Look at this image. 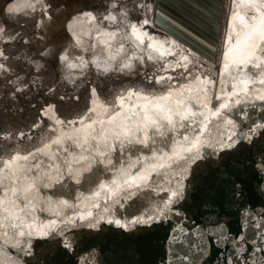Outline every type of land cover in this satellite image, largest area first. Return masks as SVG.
<instances>
[{
	"label": "water",
	"instance_id": "water-1",
	"mask_svg": "<svg viewBox=\"0 0 264 264\" xmlns=\"http://www.w3.org/2000/svg\"><path fill=\"white\" fill-rule=\"evenodd\" d=\"M223 2L0 0V64L4 65L0 69V161L29 157L18 161L17 168L0 169L4 202L0 219L10 215L11 223L24 221L25 225L56 221L47 234L33 231L15 238L6 224L0 230V264H264V227H256L264 225V84L259 83L264 79V63H239L246 25L255 22L257 11L245 7L249 0H231L223 41ZM233 10L239 13L235 20ZM199 12L211 16L204 13L211 25L201 21ZM84 13H92L95 20ZM131 25H142L141 32L155 40L144 37L140 44L131 36ZM164 41L175 44L161 47ZM150 42L174 55L165 52L160 57L148 49ZM65 53L68 59L62 61ZM150 55L155 58L149 59ZM184 55L191 61L187 71L183 66L173 70ZM161 76L172 79L158 83ZM196 76L212 83L199 84ZM245 83L246 95L241 91ZM233 84L237 95L221 117L206 112L210 135L205 134L200 158L185 162L173 157L171 168L151 172L146 185L122 190L117 196L109 194L114 188L110 182L123 183L121 169L133 175L140 168L151 171V164L161 162L155 157L168 153L173 140L185 134L183 127L172 130L166 121H159L164 135L149 127L154 139L147 145L121 143L111 136L107 146L90 140L77 147L67 136L59 145L51 143L80 128L81 117L107 121L115 115L112 102L128 91L148 98L133 95L126 100V106L136 105L137 111L139 105L172 93L171 106L183 101L179 106L185 110L190 103L195 118L202 120L198 113L206 111L203 105L208 103L215 111L221 103L216 97H227ZM57 119L65 123L56 124ZM222 119L231 120L233 126ZM187 134L192 135L191 127ZM45 144L50 145L49 153L58 156L56 160L37 152ZM100 185L107 187L100 189ZM172 190L182 196L174 198L168 211L164 201ZM65 201L67 205L61 203ZM148 216L153 217L148 223H133ZM181 229L186 235L177 243ZM22 230L28 232L27 227ZM219 232L227 239L220 240Z\"/></svg>",
	"mask_w": 264,
	"mask_h": 264
},
{
	"label": "snow or ice",
	"instance_id": "snow-or-ice-1",
	"mask_svg": "<svg viewBox=\"0 0 264 264\" xmlns=\"http://www.w3.org/2000/svg\"><path fill=\"white\" fill-rule=\"evenodd\" d=\"M235 2V0H234ZM147 8L148 6H144ZM248 9H256L257 16L253 17V20L255 21L251 26L246 25L248 27V31L245 33L244 38V45L245 49L242 53L243 58L239 60L240 64L245 63V61L254 62V60H260L261 63H264V0H249L248 4L245 5ZM9 12L11 11V8L8 9ZM85 17H88L90 20H95V17L92 15V13H84ZM239 15L238 11L233 10L232 17L233 20L237 18ZM76 19V18H74ZM103 19L105 20H115L114 16H105ZM145 24L149 23L148 20L144 21ZM131 36H134L136 40L139 41L140 44L144 43V37H148V33L141 32L142 25L138 27L137 25H131ZM69 30L71 31V24L69 25ZM3 29H0V32H2ZM115 35V34H110ZM149 41H154V37H148ZM165 43H171L175 44L173 41H164L161 42V47ZM239 41L237 42V47L239 46ZM148 49L153 50L154 52H158L160 57H163L165 55V52L169 55H174V53L171 52L170 49H165L161 51L160 48H156L152 42H150L147 45ZM122 50V45H121ZM233 49L229 48V53H231ZM3 53L0 52V56H2ZM229 54H225V60H228ZM154 56H149V59H154ZM60 59L62 61H67L68 56L67 53L62 54ZM180 61H183L184 63L181 65ZM237 61L233 60V63H236ZM191 63L189 60V57L187 55H184L180 58V60L176 61L173 70L175 67L183 66L185 71H187L188 64ZM255 66V65H254ZM70 67H76V65H70ZM124 67H131L130 64H125ZM165 68L168 67V64L164 65ZM4 65L0 64V69H3ZM228 69V64L225 63V71ZM167 79L171 80L172 77H159L157 79V82L159 83L160 80ZM194 79L199 83L203 85H209L212 83L210 79L205 77L203 80L199 76L194 77ZM251 82V79L248 80V83ZM260 84H264V79H261L259 81ZM236 84L232 85V91L229 93L227 97L223 96H217L216 99L220 100L221 103H219L218 107H216L215 111H212L209 108V104L205 103L203 105L205 112H199L198 115L200 117H203V119L195 118L197 117V113H193L191 111L192 105L189 103L185 110L180 109V104L183 103V101H176V106L173 107L171 97L172 93H169L166 96L159 97L155 101H149L147 104L139 105V111H137L136 105L126 106V100H130L133 95L137 97V99H144L147 100L148 98L146 96H142L139 91L136 93H133L132 91H128L127 95H120L115 98V100L112 102L113 105V111L115 112V115L111 116L107 121H96L91 120L90 116L81 117L79 120V123L81 125L80 128L73 129V132L71 134H62V137H58L54 140H52V144H61L63 136H67L69 139H73V142L76 144L77 147H82L83 144L89 143V141H102L104 142L105 146H107V139L111 136L115 139H118L123 143L124 140H127L128 143H137V144H144L147 145L150 141V139H154L153 137L149 136L148 128L149 127H155L157 129V132L160 135H164L163 131H160V124L159 121H166L167 127L174 130L178 126L183 127L185 129V134L182 135L180 139H174L172 142V145L170 146V151L168 153H162L160 156L155 157L156 160L161 161L160 163H153L150 165L151 171H148V169L140 168L137 169L136 173L130 174L129 169H121L120 175L124 177L123 183H120L118 179L112 180L110 183L114 185V188L109 189V194L112 196H117L122 190L125 189H132V188H139L142 184L146 185L148 181L151 179V172H157L158 169H166L171 168L172 163L175 161L173 160V157L176 158V160H183L187 162L188 160H195L197 158H200V149L202 147H205L204 137L205 134H209V124H211V121L208 119V115H206V112H210L212 117H221L222 110L230 107V101L232 99V96H236L237 92ZM241 91L246 95L249 92V88L247 87V83H245V86L241 89ZM93 95H95V90L93 89ZM264 98V97H261ZM239 103V100L236 101ZM199 103V101H198ZM119 110H116V109ZM93 109H89V112H92ZM107 111V109H105ZM142 114V115H141ZM178 118V119H177ZM91 120L90 123H85V120ZM182 121H189V124H182ZM222 123H226L229 125V127L233 126V122L231 120L222 119ZM56 124L63 125L65 122L57 119L55 121ZM68 124H74L75 121H69ZM99 123L101 126L98 130L95 125ZM194 126V127H192ZM35 127V126H34ZM191 127L192 135L189 136L187 133L189 131V128ZM138 133H142V135H138ZM20 136H24V133H20ZM229 141L233 139V135L229 134L227 137ZM96 145L94 144L93 147ZM50 145L45 144L43 148L37 149V152H46L50 155V159L56 160L58 156L53 153H49ZM64 151H67V148L63 149ZM87 151V149H84ZM59 149H57V152ZM184 153H189L191 155L185 157ZM30 156H35L36 153H30ZM167 157V160L164 158ZM28 156H13L10 158L8 162L0 161V169H14L18 167V161L20 160H28ZM79 159H84L83 156H80ZM137 163H139V159L137 160ZM36 167H39V165H36ZM49 167H55V164L49 165ZM130 167H134V165H130ZM183 167V165H181ZM158 174H164V173H158ZM0 183H2V179H0ZM169 184H171V180H169ZM100 189H105L106 185H100ZM165 191H168V189H164ZM95 195L99 196L100 192L97 191ZM131 195H135V193H129V197ZM182 196V192L178 190H172L170 196L168 199L164 201V208L168 211H170V205L174 202V198L178 199ZM3 200H0V207L3 206ZM65 205H67V202H61ZM99 205H97L98 207ZM89 216H91V212L88 213ZM152 216H148V219L145 220L143 217H137L133 223H148L150 220H152ZM11 216H6L4 219H0V230H2L5 225L7 224V227L11 228L13 230V237H24L25 235L30 236L33 231L40 233V234H47L48 231H50L56 224L55 220L49 221L47 225L41 224V225H35V224H27L25 225L24 221H20L19 223H11ZM24 227H27L28 232H25L22 230ZM257 228L264 227V225H256ZM4 235H8L7 232L4 233ZM186 235L183 231V229L180 230V234L176 237V242L180 243L182 242V236ZM218 238L220 240L227 239L226 234L223 232L218 233ZM240 239H243V237H240Z\"/></svg>",
	"mask_w": 264,
	"mask_h": 264
},
{
	"label": "bare ground",
	"instance_id": "bare-ground-1",
	"mask_svg": "<svg viewBox=\"0 0 264 264\" xmlns=\"http://www.w3.org/2000/svg\"><path fill=\"white\" fill-rule=\"evenodd\" d=\"M187 3H189V5H190V7H191L192 4H191L189 1H188ZM209 4H210V3H209ZM226 4H227V0H224V2H223V10H224V14H222V17H221V19H222L221 24L223 25V27H224V17H225ZM189 5H188V6H189ZM209 7H210L209 5L206 6V8H207L208 10H210ZM204 13H205V12H204ZM204 13L199 12V13H198V16L201 18V21H202V22L205 21V23H206L207 25H211V21H210V20L208 21V20H206V18H205V14H207V13H205V14H204ZM207 15H208V14H207ZM208 17L210 18L211 16L208 15ZM206 21H207V22H206ZM202 22H201V23H202ZM220 29H222V27H220ZM220 34H221V32H220ZM220 38H221V36H220Z\"/></svg>",
	"mask_w": 264,
	"mask_h": 264
},
{
	"label": "rangeland",
	"instance_id": "rangeland-1",
	"mask_svg": "<svg viewBox=\"0 0 264 264\" xmlns=\"http://www.w3.org/2000/svg\"><path fill=\"white\" fill-rule=\"evenodd\" d=\"M230 6H231V0H227L226 9H225V17H224V27H223V30H224V36H223L224 40L223 41H225V39H226L228 20H229V13H230Z\"/></svg>",
	"mask_w": 264,
	"mask_h": 264
}]
</instances>
